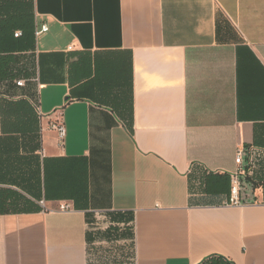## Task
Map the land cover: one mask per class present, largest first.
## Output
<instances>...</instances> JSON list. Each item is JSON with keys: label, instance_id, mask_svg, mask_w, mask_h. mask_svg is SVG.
Wrapping results in <instances>:
<instances>
[{"label": "crops", "instance_id": "crops-1", "mask_svg": "<svg viewBox=\"0 0 264 264\" xmlns=\"http://www.w3.org/2000/svg\"><path fill=\"white\" fill-rule=\"evenodd\" d=\"M117 241L134 264H264V0H0V264H96Z\"/></svg>", "mask_w": 264, "mask_h": 264}, {"label": "trees", "instance_id": "trees-1", "mask_svg": "<svg viewBox=\"0 0 264 264\" xmlns=\"http://www.w3.org/2000/svg\"><path fill=\"white\" fill-rule=\"evenodd\" d=\"M18 21L22 22L20 26L22 27L23 31H22V35L15 39V42H16L15 49L17 52L31 50L35 47V14L34 12L29 14V10L27 8L26 16H24L23 14L20 15V19ZM16 65H17L16 73L15 74L11 73V77L15 75L17 79H22L25 77L27 78L31 77L35 73L34 72L35 62L33 60H31V63L27 64L26 67H24L23 63H21L20 61V56L18 55L16 57ZM11 67H12V64H11ZM107 232H108L107 235L111 239L113 237L114 239H118V240L125 239V238L127 239L132 238V232L129 229H126L123 231H119L118 229H115L114 231H107ZM199 264H235V263L228 260L222 255H212V256L206 257Z\"/></svg>", "mask_w": 264, "mask_h": 264}, {"label": "built area", "instance_id": "built-area-1", "mask_svg": "<svg viewBox=\"0 0 264 264\" xmlns=\"http://www.w3.org/2000/svg\"><path fill=\"white\" fill-rule=\"evenodd\" d=\"M48 31V25L43 24L39 28L36 29V35H40L43 32ZM22 32H17L16 36L21 35ZM25 84V80L19 79L17 80L18 86H23ZM53 129H55L58 134L60 141L63 143L66 135V128L65 125L61 123H53L52 124ZM248 162L245 164V151L243 149H238L237 155H236V163L238 165V168L235 172L231 174V193L229 197V204L233 205H242L245 203L243 197H242V181L241 178L244 174H251L255 168V156L253 149H250V152L248 154L247 158ZM61 209L63 210H69L71 209L70 204H63L61 206Z\"/></svg>", "mask_w": 264, "mask_h": 264}, {"label": "rangeland", "instance_id": "rangeland-1", "mask_svg": "<svg viewBox=\"0 0 264 264\" xmlns=\"http://www.w3.org/2000/svg\"><path fill=\"white\" fill-rule=\"evenodd\" d=\"M124 244L130 246V243H108L106 244L107 247L105 249L102 250L99 248L98 252L96 250V264H104V261L106 264H109L110 262L113 264H134V254L131 249H125Z\"/></svg>", "mask_w": 264, "mask_h": 264}]
</instances>
